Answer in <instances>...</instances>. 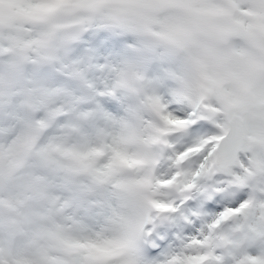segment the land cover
Returning <instances> with one entry per match:
<instances>
[{"label":"snow or ice","instance_id":"snow-or-ice-1","mask_svg":"<svg viewBox=\"0 0 264 264\" xmlns=\"http://www.w3.org/2000/svg\"><path fill=\"white\" fill-rule=\"evenodd\" d=\"M0 264H264V0H0Z\"/></svg>","mask_w":264,"mask_h":264}]
</instances>
